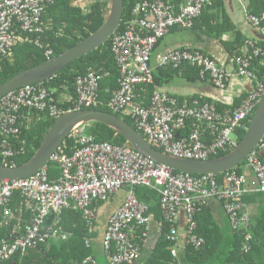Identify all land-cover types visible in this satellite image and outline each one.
<instances>
[{"label":"built area","instance_id":"1","mask_svg":"<svg viewBox=\"0 0 264 264\" xmlns=\"http://www.w3.org/2000/svg\"><path fill=\"white\" fill-rule=\"evenodd\" d=\"M85 1L78 0L76 5L84 7ZM54 2L0 1V59L10 58L16 46L27 42L44 49L43 36L47 30L43 18ZM211 2L188 0L176 13L162 0H145L135 6V17L126 23V29L113 36L112 51L120 67V78L119 89L109 101V108L113 114L130 117L137 131L152 145L172 156L208 160L229 153L238 145L233 137L235 129L254 115L264 96V81L258 80L251 70L250 56H237L234 72L219 65L213 57L199 51L191 52L188 48L167 51L154 60L157 45L176 27L191 30ZM248 20L261 40H246V50L259 58L264 54V13L249 15ZM54 55L53 50L46 49L48 59ZM185 63L200 67L201 79L208 78L218 90H224L235 76L256 83L234 110L227 107L220 111L214 104H202L197 99L193 106L181 105L161 89L156 90L149 105L136 101L138 89L154 82L155 67L181 69ZM100 79L94 73L77 77L76 98L66 91L56 96L43 83L25 86L3 96L0 99V160L3 165L16 167L15 159L26 152L24 144L16 148L14 142L22 134L21 119L25 111L34 110L57 119L64 112L97 107L101 103ZM65 102L75 106L65 111L60 106ZM188 121L194 123L195 129L178 138ZM202 127L209 128L206 133L211 134V141L202 136ZM71 136L79 137L81 146L72 155L64 154L60 148L50 162L32 176L0 181V231L7 229L5 237L0 238V263L16 258L51 237L57 238L56 223H47L50 214L78 209L86 218H93L96 214L89 206L94 201L109 202L129 187L123 203L110 217L104 244L108 251L114 248L113 253L111 251L113 264H132L141 255L142 245L137 240L143 245L149 243L153 223V217L148 215L150 207L141 203L134 192L135 187L145 186L160 194L163 221L169 226L166 239L173 244L171 254L176 264H183L182 255L189 247L199 248L205 243L199 235L196 217L212 201L226 202L222 204L224 211L233 229L239 230L250 220L243 196L264 195V147L261 145L246 158L243 174L226 173L224 184H220L218 174L196 177L175 173L130 146L97 143L88 134V125L76 127ZM50 163L60 169L55 179L50 177ZM249 174L253 175L254 184L249 185ZM24 212L32 214L25 226ZM141 226H145L146 231L137 236L135 231ZM251 239L248 234L247 242ZM245 250L249 251L248 244ZM86 263L95 264V261L89 258Z\"/></svg>","mask_w":264,"mask_h":264},{"label":"trees","instance_id":"2","mask_svg":"<svg viewBox=\"0 0 264 264\" xmlns=\"http://www.w3.org/2000/svg\"><path fill=\"white\" fill-rule=\"evenodd\" d=\"M75 1L77 0H55L54 4L47 8L43 18L47 30L43 36L44 49L37 47L34 43L27 42L16 46L10 58L0 59V85L21 71L47 61L48 58L45 56L46 49L53 50L55 56H58L87 39L104 25L106 16L109 12V0H88L91 1L88 12H84L81 8L74 6ZM143 1L145 0H124V15L117 33H121L126 29V23L135 17L133 13L135 6ZM162 1L170 5L173 10L178 13L181 7L186 5L188 0ZM220 3L221 0H212L211 3L207 4L202 15L195 20L192 29L198 26L202 27L207 35L217 39H221L220 37H222L224 33L233 34L234 39L231 42L222 41L231 60L234 62L237 56H250L252 59L251 70H253L258 80L264 81V54L259 58H255L251 50H246L245 38L231 23L230 19L224 16L225 20L220 21L218 15H215ZM262 13H264V0H252L250 15H260ZM112 40L113 37L97 50L75 60L52 79L43 82V85L52 90L56 96L66 91L76 98V78L94 73L101 78V103L99 106L93 107L92 109L112 113V110L109 108V101L119 89L120 78V67L112 51ZM185 48H188L191 52L199 51L205 54V56H211L222 66L221 61L212 54H208L193 47H183V49ZM200 73V67L188 63H185L181 69L155 67L154 82L141 86L138 89L136 101L143 102L144 105H149L156 90L169 85L177 76L182 75L188 83L196 84L202 80ZM202 81L210 82L208 78ZM253 82L256 83L255 80ZM210 83L214 86L212 82ZM169 94L175 97L181 105L187 103L193 106L195 99H201L199 102L202 104H214L220 111L227 108L226 105L213 102L210 99L195 97L185 100L182 97H177L171 93ZM247 97L237 98L234 104L228 106L229 109L234 110L239 107ZM60 106L63 110L67 111L73 108L75 104L65 102ZM117 116L125 119L135 127L130 117H124L121 114H117ZM252 117L253 115L235 129L233 137L237 140V144L243 140ZM31 118L32 122L30 126H24L22 134L14 141L16 148H20L22 145L18 144L16 140L20 139V141H24L26 150L24 155H20L15 159L17 166L25 164L34 156L36 151L40 148L45 134L56 121V118L46 117V114H39L38 111L34 110L31 111ZM194 129V123L188 121L185 128L178 133V138L188 135L193 132ZM89 133L94 137L97 143H110L122 147L129 146L124 137L116 134L113 129L99 122L88 124V134ZM209 141H211V137ZM261 146L264 147V140ZM80 147L79 137L70 136L64 143L62 151L66 155H72L74 151ZM156 148L158 149L157 146ZM226 154L221 153L211 157V159ZM2 164L0 160V165ZM244 167L245 163H242L238 168L227 172V174L237 173L241 175L245 171ZM49 169L52 179L59 176L60 169L57 165L50 163ZM174 172L177 173V171ZM227 174L223 173L217 175L220 184H224L223 182ZM194 176L199 177L200 175ZM123 190L127 192L129 191V187ZM134 192L141 203L147 204L150 207L148 215H151L153 221L159 224L161 232L159 234L155 233L158 238L151 248H149L150 246L147 247V244L143 245V242L139 239L137 240L142 245L141 255L132 264H176L171 254V247L173 244L166 239L169 226L163 221L164 211L161 206L159 192L145 186L135 187ZM243 200L245 203L253 202L258 205L256 213L253 215L248 208L247 211L250 214L249 223L243 224L239 230L233 229L229 216L225 211L224 216L226 221L223 225L216 219L211 206L205 207L203 211L197 215L196 220L199 223V235L204 238L205 243L199 248L189 247L186 253L182 255L183 264H264V195L262 193L245 194ZM106 203L108 202L101 200L94 201L92 205L89 206V209L96 214L93 218H86L85 214L78 209H65L60 214H50L47 223H56L55 229L58 232L57 238L51 237L40 242L37 247L20 253L14 258L16 259L15 262L14 259H11L0 264H92L86 263L89 258L94 259L95 264H113L112 253L114 248H112L111 253V251L106 249L104 244V237L108 232L112 214L106 216L99 215V210ZM224 203L226 202L220 204L224 205ZM30 217H32L31 213L24 212L23 225H27ZM15 223L16 221L13 222V225ZM151 228H153V224ZM6 231L7 229L0 231V238L5 237ZM144 231H146V227L141 226L136 229L135 233L137 236H140ZM151 231L149 239L152 235ZM248 234L252 236L250 242L246 240ZM97 244H101L103 248L104 258L101 260L97 256ZM246 244L249 245V251L247 252L245 250Z\"/></svg>","mask_w":264,"mask_h":264},{"label":"water","instance_id":"3","mask_svg":"<svg viewBox=\"0 0 264 264\" xmlns=\"http://www.w3.org/2000/svg\"><path fill=\"white\" fill-rule=\"evenodd\" d=\"M109 2V12L105 23L97 32L73 48L40 65L21 71L0 85V99L25 86L52 79L69 64L97 50L112 38L119 30L125 6L124 0H109ZM93 122L110 127L116 134L124 137L131 148L174 171L192 175L223 174L238 168L264 140V96L259 102L243 140L228 154L208 160L181 158L164 153L155 148L125 119L111 112L96 109L64 112L45 134L40 148L28 162L16 167L0 165V181L32 176L50 162L52 156L62 148L76 127Z\"/></svg>","mask_w":264,"mask_h":264},{"label":"crops","instance_id":"4","mask_svg":"<svg viewBox=\"0 0 264 264\" xmlns=\"http://www.w3.org/2000/svg\"><path fill=\"white\" fill-rule=\"evenodd\" d=\"M77 1L74 2V6L81 8L84 12H88L91 1L86 0L84 7L77 6ZM251 1L252 0H221L215 15H218L220 21L225 20L224 16L230 19L231 23L243 35L245 40L255 39L260 41L261 37L259 32L250 24L248 20V16L251 12ZM233 37L234 36L231 33H224L223 36L220 37L221 39H217L213 36L207 35L206 31L199 26L191 30L176 27L157 45L154 53V60L160 54L167 51L183 47H193L216 56L221 61L222 65H224L230 72H234V62L231 60L222 43V41L231 42L234 39ZM253 87V81L235 76L224 90H218L214 88V86H212V84L208 81L201 80V82L196 84H190L184 79L182 75H180L177 76V78L172 83L162 87L161 89L177 97H182L185 100L198 97L202 99H210L213 102L222 103L228 107L234 104L237 98L247 97ZM21 120L24 126L27 125L29 127L30 123L32 122L31 111H26L23 114V118ZM206 128H201L202 136L205 138V140H209L211 134L206 133L209 130V128ZM16 142L22 145L25 143L24 141H20V139L16 140ZM262 156L264 158V150L262 151ZM249 176V185L254 184L255 181L253 175L249 174ZM125 195L126 193L116 195L110 202L101 207L99 210V215L106 216L108 214H112L123 203ZM247 204L251 214H255L258 204L253 202H248ZM210 206L216 219L221 225H223L226 221V218L224 216L222 204H220L218 201H212ZM152 224V235L149 243L147 244V247L150 246L149 248L155 244V241L158 238L156 234L161 232L160 226L157 224V222L153 221Z\"/></svg>","mask_w":264,"mask_h":264},{"label":"rangeland","instance_id":"5","mask_svg":"<svg viewBox=\"0 0 264 264\" xmlns=\"http://www.w3.org/2000/svg\"><path fill=\"white\" fill-rule=\"evenodd\" d=\"M123 193H126V192H124V191H121L118 195H121V194H123ZM125 198V197H124ZM103 218V217H102ZM97 246V256H98V258L101 260V259H103L104 258V252H103V248H102V245L101 244H97L96 245Z\"/></svg>","mask_w":264,"mask_h":264},{"label":"clouds","instance_id":"6","mask_svg":"<svg viewBox=\"0 0 264 264\" xmlns=\"http://www.w3.org/2000/svg\"><path fill=\"white\" fill-rule=\"evenodd\" d=\"M117 33V32H116ZM115 35V34H114ZM113 37V36H112ZM55 56V55H54ZM53 56V57H54ZM52 58V57H51ZM40 84V83H39ZM134 128H136V127H134ZM137 130V129H136ZM146 138V137H145ZM147 139V138H146ZM148 140V139H147ZM154 146V145H153ZM63 147V146H62ZM155 147V146H154ZM156 148V147H155ZM231 152V151H230ZM228 154V153H227ZM263 157V156H262ZM264 159V158H263ZM246 161V160H245ZM245 161H244V163H245ZM3 165V164H2Z\"/></svg>","mask_w":264,"mask_h":264}]
</instances>
